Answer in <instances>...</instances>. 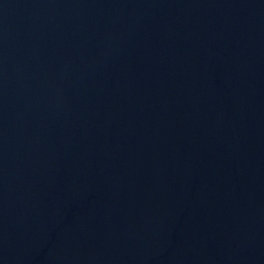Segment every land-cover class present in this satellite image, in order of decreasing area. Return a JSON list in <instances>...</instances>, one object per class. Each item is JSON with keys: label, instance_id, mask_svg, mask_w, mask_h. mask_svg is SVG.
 Returning a JSON list of instances; mask_svg holds the SVG:
<instances>
[{"label": "water", "instance_id": "water-1", "mask_svg": "<svg viewBox=\"0 0 264 264\" xmlns=\"http://www.w3.org/2000/svg\"><path fill=\"white\" fill-rule=\"evenodd\" d=\"M0 264H264V0H0Z\"/></svg>", "mask_w": 264, "mask_h": 264}]
</instances>
